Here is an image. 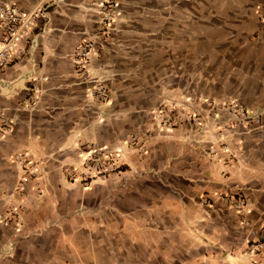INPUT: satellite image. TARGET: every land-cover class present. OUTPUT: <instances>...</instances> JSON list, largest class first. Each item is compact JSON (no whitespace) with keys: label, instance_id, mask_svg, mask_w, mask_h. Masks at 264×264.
Listing matches in <instances>:
<instances>
[{"label":"crops","instance_id":"1","mask_svg":"<svg viewBox=\"0 0 264 264\" xmlns=\"http://www.w3.org/2000/svg\"><path fill=\"white\" fill-rule=\"evenodd\" d=\"M102 1L18 0L48 22L0 68V264H264V0H116L107 36ZM171 104L207 128L158 122ZM85 144L117 166L86 185Z\"/></svg>","mask_w":264,"mask_h":264},{"label":"built area","instance_id":"2","mask_svg":"<svg viewBox=\"0 0 264 264\" xmlns=\"http://www.w3.org/2000/svg\"><path fill=\"white\" fill-rule=\"evenodd\" d=\"M18 0H2L0 2V68H6L7 66L18 62L24 55V50L21 47L23 42L31 39L32 31L38 25V21L44 22L41 33L45 32L48 22V5L42 3L40 6L34 8L29 12L21 10L18 4ZM118 13L116 0H103L100 8V21L101 27L100 33L107 36L111 29V25ZM257 16L260 22L264 23V4L261 6ZM103 45L94 38L85 39L76 49L74 54V64L77 67H82L87 64V61L91 56L100 57V51ZM93 88L91 95L99 100L107 98L108 90L103 85V81L94 79L92 80ZM231 108L235 112L237 121L247 124L250 120L246 108L244 105L239 103H233ZM157 121L163 125L172 127L178 122L185 120H194L201 130L207 128L205 121L198 118H193L186 112H180L179 107L176 104L162 106L157 111ZM10 131L9 124H5L4 128L0 132V136L4 137ZM133 138V136L131 137ZM82 169L72 170L71 178L73 180L81 178L83 184L87 180H92L94 177L107 178L117 168L114 162L107 157V152L103 149L95 148L91 144H85V148L82 150ZM16 162L20 164L24 172V176L20 181V188H23L24 184L27 183L32 174L28 171L32 167L31 161L25 155H17ZM86 185V184H84ZM246 208V202L240 200L238 202V209L243 212ZM257 250L264 249V243H258L256 245Z\"/></svg>","mask_w":264,"mask_h":264}]
</instances>
